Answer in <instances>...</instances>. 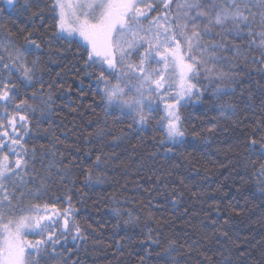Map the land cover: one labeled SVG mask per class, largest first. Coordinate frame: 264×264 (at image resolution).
<instances>
[{
    "label": "snow or ice",
    "instance_id": "6c2138e0",
    "mask_svg": "<svg viewBox=\"0 0 264 264\" xmlns=\"http://www.w3.org/2000/svg\"><path fill=\"white\" fill-rule=\"evenodd\" d=\"M0 4L10 11H16L19 5L20 10L44 20L40 0H0ZM48 8L53 13V30L45 41L48 51L52 52L53 42L59 40L82 49L76 70H82L100 89L106 114L117 108L120 115L130 116L132 123L143 129L154 118L153 113L162 112L156 118L166 137L161 144L183 143L180 107L203 95L202 78L230 82L222 86L218 83L214 89L218 103L225 96L239 94L240 102L246 100V106L252 107L254 93L249 89L245 96L242 75L248 74L249 65H258L256 72L264 77V0H51ZM34 35L41 34L28 32L20 45L6 28L0 33V264H81L79 258L71 259L68 249L69 244L86 246L89 239L88 229L76 219L73 196L83 199L86 193L77 187L73 169L80 167L84 186L91 188L104 182L99 172L108 166L110 157L101 144L89 166L80 165L76 158H68L65 164L66 157L57 148L58 138L54 136L49 147H29L33 137L51 135L40 125L53 115L55 104V82L45 90V69L39 55L43 49ZM245 38L246 47L235 42ZM56 55H61L60 49H56ZM29 56L34 58L30 60ZM222 61L229 64L227 72L217 67ZM110 77L123 81L131 93L129 99H124L125 91L119 83L111 84ZM249 79L261 89L259 108L264 111V84L250 75ZM238 107L231 101L219 103L225 116L236 115ZM257 126L258 138L250 135L245 144L248 151L259 148L264 156V118L257 121ZM252 132L255 134L256 129ZM109 133L105 124L85 139L103 141ZM122 136H114L113 142ZM75 151L82 150L77 147ZM84 154L93 156L90 149ZM257 176L264 183V164L259 166ZM56 179L63 195L52 193L46 199ZM42 200L45 202L40 203ZM61 200L64 206L58 207ZM112 200L119 204L115 197ZM214 210L219 212L218 207ZM111 212L116 217L125 215L118 206ZM126 215L125 226L139 224V218L131 212ZM147 219L151 221L152 217ZM114 227L119 228L120 223ZM27 235L36 238L28 240ZM219 235L227 237L228 233ZM147 242L161 246L151 228ZM117 244L126 246L119 241ZM193 253L198 257L196 264H212V256L198 241L188 244L168 238L157 255L165 258L166 264H183L181 258ZM231 259V255L226 257V264H231ZM139 264H145V256L139 258Z\"/></svg>",
    "mask_w": 264,
    "mask_h": 264
},
{
    "label": "trees",
    "instance_id": "16d2710c",
    "mask_svg": "<svg viewBox=\"0 0 264 264\" xmlns=\"http://www.w3.org/2000/svg\"><path fill=\"white\" fill-rule=\"evenodd\" d=\"M50 3L51 0H40L45 13L43 21L32 17L31 12L20 10L19 5L16 11H10L0 4V25L4 26L0 33L6 28L11 33L10 38L20 45L28 32L41 34L34 38L43 49L39 55L45 69V90L49 83L55 82L53 115L40 125L51 135L33 137L29 147L36 146L38 150L40 145L49 147L54 136L58 138L57 148L66 157L65 164L68 158H76L80 165L89 166L101 144L110 157L108 166L99 172L104 182L91 188L84 186L80 167L73 169L77 187L86 193L83 199L73 196L78 210L76 219L88 229L89 239L87 245L82 243L80 248L68 245L71 259L79 258L81 264H139V258L145 256V264H166L165 258L157 253L162 252L163 244L172 238L180 243L200 242L212 256V264H226L225 258L229 255L231 264H264V183L257 176L264 156L259 148L255 152L248 151L245 144L250 135L258 138L257 121L264 118V111L259 108L261 89L249 79L250 75L264 84V77L256 72L258 65H249L248 74L242 75L245 96L249 89L254 93L251 108L246 106L248 101L240 102L239 94L225 96L219 103L231 101L239 107L234 116L221 115L214 89L218 83L222 86L230 82L202 78L203 95L180 107L184 118L183 143L161 144L166 137L157 126L156 118L162 112L153 113L154 118L143 129L134 125L130 116L120 115L117 108L109 109L106 114L100 89L82 70H76L82 49L59 40L53 42L52 52L48 51L45 41L53 30ZM235 42L247 46V38ZM56 49L61 50V55H56ZM33 58L29 56L30 60ZM217 67L221 71L229 70V64L223 61ZM109 79L114 85L116 78ZM105 124L110 133L103 141L94 137L86 141L89 133ZM253 129H256L255 134ZM122 133V138L113 142V137ZM77 147L82 151L76 152ZM168 148L172 151H166ZM89 149L93 152L91 157L84 154V150ZM52 193L63 195L58 179L51 185L46 199H50ZM112 197L119 201L118 205ZM57 206L63 207V200ZM116 206L125 215H113L111 209ZM214 207H218L219 212ZM127 212L139 218L138 225L123 224ZM149 216L151 221L147 219ZM118 223L120 227H114ZM149 228L153 230V238L161 241V246L147 242ZM224 231L227 237L219 235ZM25 238L36 237L27 235ZM118 241L126 246L119 247ZM148 252L151 255H146ZM181 259L183 264H196L198 257L193 253Z\"/></svg>",
    "mask_w": 264,
    "mask_h": 264
},
{
    "label": "rangeland",
    "instance_id": "374dc122",
    "mask_svg": "<svg viewBox=\"0 0 264 264\" xmlns=\"http://www.w3.org/2000/svg\"><path fill=\"white\" fill-rule=\"evenodd\" d=\"M69 24H71V21H69ZM77 39H79V37H77ZM119 83L120 84V87L124 88V91H125V95H124V99H129L131 97V93L128 91V89L124 86V83L123 81H117L116 79V82L115 84ZM114 84V85H115ZM183 103V102H182Z\"/></svg>",
    "mask_w": 264,
    "mask_h": 264
}]
</instances>
